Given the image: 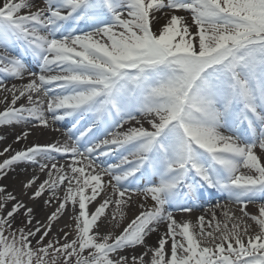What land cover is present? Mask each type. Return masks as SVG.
I'll list each match as a JSON object with an SVG mask.
<instances>
[{
  "label": "snow or ice",
  "instance_id": "snow-or-ice-1",
  "mask_svg": "<svg viewBox=\"0 0 264 264\" xmlns=\"http://www.w3.org/2000/svg\"><path fill=\"white\" fill-rule=\"evenodd\" d=\"M43 3L0 0V126H70L0 151V179L32 165L21 195L55 205L0 185V264H264V0ZM205 192L241 215L177 220Z\"/></svg>",
  "mask_w": 264,
  "mask_h": 264
},
{
  "label": "bare ground",
  "instance_id": "bare-ground-1",
  "mask_svg": "<svg viewBox=\"0 0 264 264\" xmlns=\"http://www.w3.org/2000/svg\"><path fill=\"white\" fill-rule=\"evenodd\" d=\"M29 2L30 3L35 2L40 7L45 6L43 3V0H29ZM32 10H35V8H33ZM180 14L188 15V13H180ZM2 51L3 50L0 49V52ZM10 54L21 56L27 62V64H29L30 61L33 60L31 56L25 55L19 47H14ZM33 71L38 72L39 71L38 66L34 68ZM6 83L10 85L12 83H20V81L9 79L6 81ZM9 100H10V96H9ZM23 102L24 101L22 99L21 101L18 102V105ZM4 107H5L4 104H0V111H3ZM69 126H70V122L64 123L63 126L60 124L54 125V127L61 128V132L41 131L39 129L34 130L32 131L31 135L28 137L27 141H21L19 143H13V141L15 140V137L24 130L25 128L24 125L0 126V137L4 138V139H0V151H2L4 147H6L9 144H11L14 149L19 150L20 148L24 147L25 144L31 145L34 142H39L41 144H47V143L54 142L56 140L63 141L66 137L62 135V132L64 128L69 127ZM3 159L4 157H0V161H2ZM61 163H63V160H61ZM33 167L34 166L29 165V164H19L15 166L14 171H10L6 177H4L3 179H0V185H6L8 191L13 192V194L18 196V198L23 199L26 203L32 206L35 209L36 218L43 220L51 211L54 210V207H55V205H53L52 207H48L44 205L43 201L44 199L47 198V193L45 194L44 197L34 202L29 201L26 196L21 195L23 191L22 184L23 182H26V180L30 178L31 175L33 174ZM25 169H27V171H25ZM44 178L45 177L41 175L40 179L43 180ZM217 202H219L222 205H227V210H229L230 212H234L237 216L241 215V213L239 212V207H240L239 205L232 204L228 202L227 200L222 199L221 195H216V194L215 195L212 194L207 199H204L203 204H196L194 202L191 205L192 211L190 213H182L180 211H175L174 215L176 216L177 220H191L193 224H195L197 222V218L201 215H204L206 219H210L212 210L215 209L217 211V218L222 220L223 217L222 215H220V213L224 211L225 209H217L216 208ZM258 203L259 201L254 204H249L245 210L248 211L250 214H257L258 213V206H257ZM10 207L11 205L9 204V208ZM92 209H93V206L89 205V210L91 211ZM137 212H138V209L135 206L132 207L130 210H128L127 217H126L128 222L132 218H134ZM19 219L20 218L17 217V223H19ZM67 222H69L68 215L67 213H65V215L61 218V220L58 223L54 224L53 230H52L53 234H56L58 236L62 235V233H59L57 230L59 227H61L63 224ZM159 228H160V234H162L166 230V227L164 224H161ZM108 230L115 231L113 224H102L101 231H108ZM157 239H158L157 234L153 233L152 236L149 237L148 243L155 246ZM33 243H35V241H33ZM167 248H168V245H166V249ZM140 251H142V249H139V248L136 249L137 253H139Z\"/></svg>",
  "mask_w": 264,
  "mask_h": 264
},
{
  "label": "rangeland",
  "instance_id": "rangeland-1",
  "mask_svg": "<svg viewBox=\"0 0 264 264\" xmlns=\"http://www.w3.org/2000/svg\"><path fill=\"white\" fill-rule=\"evenodd\" d=\"M67 215H68V214H67ZM127 223H128V220L126 219V220L124 221L123 225H121V228H120V229H115V231L117 232V234H118V232H119L120 230H122V227H123V226H126Z\"/></svg>",
  "mask_w": 264,
  "mask_h": 264
}]
</instances>
